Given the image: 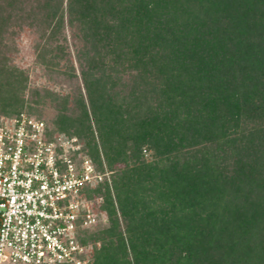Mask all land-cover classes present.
I'll return each mask as SVG.
<instances>
[{"label":"trees","instance_id":"1","mask_svg":"<svg viewBox=\"0 0 264 264\" xmlns=\"http://www.w3.org/2000/svg\"><path fill=\"white\" fill-rule=\"evenodd\" d=\"M64 16L84 93L45 135L109 175L83 191L107 223L80 232L82 258L264 264V0H0V117L34 116L6 42L52 40Z\"/></svg>","mask_w":264,"mask_h":264},{"label":"built area","instance_id":"2","mask_svg":"<svg viewBox=\"0 0 264 264\" xmlns=\"http://www.w3.org/2000/svg\"><path fill=\"white\" fill-rule=\"evenodd\" d=\"M45 134L25 114L0 117V264H87L79 236L96 215L83 191L103 178L71 156L76 139Z\"/></svg>","mask_w":264,"mask_h":264},{"label":"rangeland","instance_id":"3","mask_svg":"<svg viewBox=\"0 0 264 264\" xmlns=\"http://www.w3.org/2000/svg\"><path fill=\"white\" fill-rule=\"evenodd\" d=\"M41 33L36 28L23 26L11 40L6 42L3 49L7 59L6 65L18 68L25 75L24 89L20 94L23 107L30 109L34 113L32 118L40 121L46 130L50 131L58 115L64 114L73 118L78 113L75 98L80 92L84 93L77 61V51L81 48L82 43L76 37V30L68 25L65 16L54 39L43 41L39 36ZM58 45L63 48V52L58 53L57 58L48 53L45 54V59L37 58L38 51L41 52L44 46L46 49H51ZM3 104L0 101V110L3 108ZM6 109L9 110L8 112L15 113L20 109L19 103L10 104ZM23 114L27 115L24 112ZM57 137L62 143L70 142L72 138L76 139L75 146H78L79 150L76 155L71 154V156L78 158L79 164L83 159H86L87 156L78 137L68 138L64 135H54L53 138ZM64 148L70 152L68 144ZM102 178L108 180L109 175L105 174ZM98 202H101V199ZM93 209L96 210L94 207ZM94 213L96 221L86 229L88 232L107 223L104 214Z\"/></svg>","mask_w":264,"mask_h":264}]
</instances>
